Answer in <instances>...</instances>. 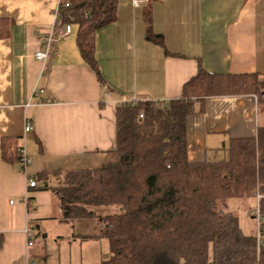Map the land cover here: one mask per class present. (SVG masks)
<instances>
[{
    "label": "crops",
    "instance_id": "0c3cea01",
    "mask_svg": "<svg viewBox=\"0 0 264 264\" xmlns=\"http://www.w3.org/2000/svg\"><path fill=\"white\" fill-rule=\"evenodd\" d=\"M70 1L0 0V264H85L82 250L103 236L98 217L105 212L62 220L48 186L54 173L110 161L118 106L178 99L200 66L212 74H264V0H144L138 7L118 0L116 22L95 35L101 78L82 55L75 22L46 62L35 57L46 49L44 37L62 28L56 14ZM150 33L163 44L150 41ZM260 127L264 101L256 96L209 97L187 118L188 159L225 160L232 140L255 139ZM7 139L29 156L26 173L3 159ZM84 221L102 231L83 234Z\"/></svg>",
    "mask_w": 264,
    "mask_h": 264
},
{
    "label": "trees",
    "instance_id": "16d2710c",
    "mask_svg": "<svg viewBox=\"0 0 264 264\" xmlns=\"http://www.w3.org/2000/svg\"><path fill=\"white\" fill-rule=\"evenodd\" d=\"M69 3L59 7L57 26L79 24L82 55L101 78L95 35L116 22L118 0ZM148 38L163 44L162 36ZM243 95L263 102L264 74H212L200 66L167 107L150 101L118 106L117 146L105 166L52 175L48 189L62 220L105 212L98 219L110 253L101 264H264V244L243 233L228 209L232 198L256 197L264 233V127L255 139L232 140L225 160L193 163L187 155V118L202 112L209 97ZM2 156L17 163L18 141L5 140Z\"/></svg>",
    "mask_w": 264,
    "mask_h": 264
},
{
    "label": "rangeland",
    "instance_id": "374dc122",
    "mask_svg": "<svg viewBox=\"0 0 264 264\" xmlns=\"http://www.w3.org/2000/svg\"><path fill=\"white\" fill-rule=\"evenodd\" d=\"M228 209L238 217L243 233L257 234L259 223L256 219L252 218V213L256 214L258 209V200L256 197L246 199L232 198L228 201ZM99 230L100 232L102 231L96 222L91 223L88 221H84V225L81 224L80 228L83 234L93 233L94 235H98L99 233L97 231ZM80 231L78 233H81ZM93 241L94 247L84 245V249L82 250V257L86 259V262L85 259L83 260L85 264H101L103 260L109 257V247L106 245L107 239L104 236H96ZM79 252L77 251V253Z\"/></svg>",
    "mask_w": 264,
    "mask_h": 264
},
{
    "label": "built area",
    "instance_id": "2783aa9c",
    "mask_svg": "<svg viewBox=\"0 0 264 264\" xmlns=\"http://www.w3.org/2000/svg\"><path fill=\"white\" fill-rule=\"evenodd\" d=\"M144 0H133V4L134 6L138 7L141 3H143ZM64 6L69 7L70 3L66 2L64 3ZM58 20V13L56 14V22ZM72 32V25L66 24L65 26H63L60 30L54 32V33H50L48 35H46L44 37V41L46 42V49L45 50H41L38 51L35 55L36 59L38 61L41 62H46L47 59L49 58L51 52L53 51L55 44L63 39L64 37L70 35ZM43 91H40L39 93H42ZM152 103H154L157 107H167L168 103L166 101H150ZM132 105H135L138 103V101L134 100L129 102ZM143 117V115H141V118ZM32 129V126L29 122L26 123V127H25V131L28 132ZM31 164V160L29 158V156L25 153L24 150H22L20 148V159L18 161V169L19 171H22L24 173H26L28 166ZM28 185L31 188L37 187V183L35 180L33 179H28ZM256 220L258 221L259 225H260V221H261V215L259 213V210L257 209V213L254 214L252 213ZM26 235H27V239H28V246H33L34 245V232L28 228L26 230ZM258 243L259 245L264 244V233L263 231H261V229L259 228L258 230Z\"/></svg>",
    "mask_w": 264,
    "mask_h": 264
}]
</instances>
